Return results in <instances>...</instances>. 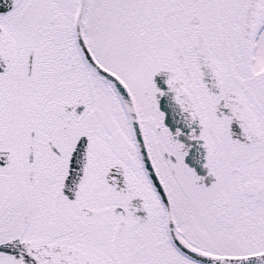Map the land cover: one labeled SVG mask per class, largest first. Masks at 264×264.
Returning a JSON list of instances; mask_svg holds the SVG:
<instances>
[{"label": "snow or ice", "instance_id": "6c2138e0", "mask_svg": "<svg viewBox=\"0 0 264 264\" xmlns=\"http://www.w3.org/2000/svg\"><path fill=\"white\" fill-rule=\"evenodd\" d=\"M0 264H264V0H0Z\"/></svg>", "mask_w": 264, "mask_h": 264}]
</instances>
